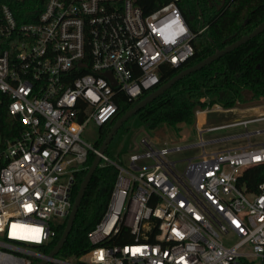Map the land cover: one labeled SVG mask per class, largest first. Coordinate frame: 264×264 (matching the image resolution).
I'll list each match as a JSON object with an SVG mask.
<instances>
[{
    "label": "built area",
    "instance_id": "obj_1",
    "mask_svg": "<svg viewBox=\"0 0 264 264\" xmlns=\"http://www.w3.org/2000/svg\"><path fill=\"white\" fill-rule=\"evenodd\" d=\"M39 1L42 11L28 21L0 6V113L6 107L23 126L16 136L0 132V264H264V181L250 170L264 166V104L198 109L196 141L143 134L127 163L102 154L118 173L88 233L92 247L75 259L36 248L67 220L77 173L90 151L99 153L86 128L113 120L122 92L141 100L159 87L162 65L181 67L194 54L175 2L145 14L138 0ZM237 109L254 112L201 121ZM218 130L231 133L206 137ZM230 141L241 142L207 148ZM195 147L199 154L178 157ZM119 237L128 242L115 243Z\"/></svg>",
    "mask_w": 264,
    "mask_h": 264
},
{
    "label": "trees",
    "instance_id": "obj_2",
    "mask_svg": "<svg viewBox=\"0 0 264 264\" xmlns=\"http://www.w3.org/2000/svg\"><path fill=\"white\" fill-rule=\"evenodd\" d=\"M170 2H175L179 6L194 34L192 38L194 54L181 67L162 65L159 71L160 85L181 70L250 33L264 22V0H138L145 14ZM2 3L12 5L20 21L34 20L44 7V1L39 0L24 2L0 0V6ZM26 12L29 14L28 19L21 18ZM139 101H129L124 92L119 95L118 114L113 120L99 127V135L94 141L95 148L101 147L117 119ZM262 102H264V31L204 68L186 75L132 115L117 131L105 154L112 160L122 162L116 157L117 149L114 148L116 144L121 143L127 133H133L136 137L143 132L154 138L155 131L163 125L173 128L178 138L181 136L182 127L187 126L192 129L189 135L191 138L194 136L197 110L214 103L232 108L251 107ZM132 120L136 123L131 124ZM0 122L4 125L14 124L16 127V130L0 128L4 137L16 136L23 127L20 118L12 115L6 107L1 110ZM132 148H138L136 141ZM95 156L96 153L90 151L85 168L77 173L73 200ZM101 163L86 188L71 232L60 251L64 258L75 259L92 247L88 233L103 216L118 173L114 164L105 163L104 160ZM250 170L255 171L254 180L264 181V166ZM248 185L251 187L249 180ZM66 223V219L58 223L57 234L50 244L36 248L49 253L58 243ZM114 242L124 244L128 240L119 237Z\"/></svg>",
    "mask_w": 264,
    "mask_h": 264
},
{
    "label": "water",
    "instance_id": "obj_3",
    "mask_svg": "<svg viewBox=\"0 0 264 264\" xmlns=\"http://www.w3.org/2000/svg\"><path fill=\"white\" fill-rule=\"evenodd\" d=\"M246 22H247V20L245 21V23ZM263 31H264V22L260 23L250 33L238 38L237 40H235L232 43L228 44L224 48L218 49L215 53L209 55L208 57H206L205 59L195 63L194 65L181 70L179 73H177L176 75L171 77L169 80H167L166 82L162 83L157 89H155L154 91H152L148 95H146L137 104H135L131 109H129L127 112H125L122 116H120L117 119V121L114 123L113 127L111 128L107 138L105 139V141L103 142V144L99 148V153L96 154V156H95V158H94V160L92 162V165L89 167L86 175L84 176V179H83V181H82V183L80 185L78 193H77V195H76V197L74 199V203H73L72 209L70 211V214H69V216L67 218L66 227H65V229H64V231H63L58 243L50 251V253H49L50 257H53L56 254H58L61 251L64 243L66 242L67 237H68V235L71 232V229L73 227V223H74L77 211L79 209V205L81 203V200H82V198H83V196L85 194L86 188H87V186H88V184H89V182H90V180H91L96 168L101 163L102 154L105 153V150H106L107 146L110 144V142L112 141L113 137L115 136L117 131L121 128V126L132 115L136 114L138 111L143 109L148 103H151L152 101H154L156 98H158L160 95H162L166 90H168L175 83H177L180 79H182L183 77H185L186 75H188V74H190L192 72H195L197 70H200V69L204 68L206 65L211 64L213 61L219 59L224 54H226L228 52H231L235 48L245 44L251 38L257 36L258 34L262 33ZM106 74L111 78L113 84H116V80L112 77V73L111 72H107ZM46 263H47V259H41L36 264H46Z\"/></svg>",
    "mask_w": 264,
    "mask_h": 264
},
{
    "label": "rangeland",
    "instance_id": "obj_4",
    "mask_svg": "<svg viewBox=\"0 0 264 264\" xmlns=\"http://www.w3.org/2000/svg\"><path fill=\"white\" fill-rule=\"evenodd\" d=\"M262 104H264V102H262ZM264 106V105H263ZM252 107V106H251ZM242 108H247V107H242ZM264 109V107L262 108ZM254 112V110H239L237 109V111H232V112H224V111H220V110H212L207 112L206 114H203L201 121H203L204 124H213V123H218V122H223V121H229L231 119H233L235 116H238V114H243V113H252ZM135 124V121H131V124ZM253 126V125H252ZM195 127H194V132H195ZM192 132V129L187 127V126H183L182 127V132H181V136L178 138L176 136V132L173 128H169L165 125L161 126L160 128H158L155 133H154V138L157 142H163V141H173V140H178L183 142L185 140H187L188 136L190 135V133ZM231 130H218L216 132L213 133H208L206 134V137H213V136H224L227 134H230ZM145 133H139L136 137H134L133 133H127L123 140L121 141V143L116 144L114 149H117L115 151V155L117 158L121 159L122 162L127 163L128 158H129V154L133 151H135L136 149L132 148V144L135 143V141L137 142L138 139ZM99 135V127H96L93 124H90L86 130L83 133V136L85 139L94 142L96 140V138ZM195 136H193L194 138ZM261 138H264V135L261 136ZM198 138L195 137L193 139V141H196ZM191 140V139H189ZM239 142H235V141H230V142H221L217 145H209L207 146L208 149H218V148H226L228 146H232V145H236ZM245 143V141H244ZM201 152V148L200 147H195L192 149H186L181 151L180 153H178V157H187L188 155H197ZM186 162L182 161L179 163L180 167L182 165H184Z\"/></svg>",
    "mask_w": 264,
    "mask_h": 264
},
{
    "label": "snow or ice",
    "instance_id": "obj_5",
    "mask_svg": "<svg viewBox=\"0 0 264 264\" xmlns=\"http://www.w3.org/2000/svg\"><path fill=\"white\" fill-rule=\"evenodd\" d=\"M259 159V158H257ZM21 238H24V239H36L37 237L35 236H24V237H21ZM136 251H139V249H137Z\"/></svg>",
    "mask_w": 264,
    "mask_h": 264
},
{
    "label": "bare ground",
    "instance_id": "obj_6",
    "mask_svg": "<svg viewBox=\"0 0 264 264\" xmlns=\"http://www.w3.org/2000/svg\"><path fill=\"white\" fill-rule=\"evenodd\" d=\"M203 115H201V118H202Z\"/></svg>",
    "mask_w": 264,
    "mask_h": 264
},
{
    "label": "crops",
    "instance_id": "obj_7",
    "mask_svg": "<svg viewBox=\"0 0 264 264\" xmlns=\"http://www.w3.org/2000/svg\"><path fill=\"white\" fill-rule=\"evenodd\" d=\"M187 139H189V136H188V138Z\"/></svg>",
    "mask_w": 264,
    "mask_h": 264
}]
</instances>
